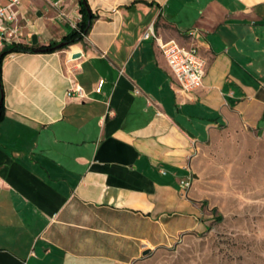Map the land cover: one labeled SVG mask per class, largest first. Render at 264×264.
Instances as JSON below:
<instances>
[{"label":"crops","instance_id":"crops-1","mask_svg":"<svg viewBox=\"0 0 264 264\" xmlns=\"http://www.w3.org/2000/svg\"><path fill=\"white\" fill-rule=\"evenodd\" d=\"M86 2L97 19L82 44L1 63L0 264H152L205 231L215 170H262L264 0ZM15 10L6 46L59 43L81 18L78 0ZM149 25L198 50L201 89L178 92Z\"/></svg>","mask_w":264,"mask_h":264},{"label":"rangeland","instance_id":"rangeland-1","mask_svg":"<svg viewBox=\"0 0 264 264\" xmlns=\"http://www.w3.org/2000/svg\"><path fill=\"white\" fill-rule=\"evenodd\" d=\"M262 170L238 161L215 170L201 200L210 217L201 234L179 240L152 264H264V144ZM222 165L217 158L215 168ZM207 220V219H206Z\"/></svg>","mask_w":264,"mask_h":264},{"label":"built area","instance_id":"built-area-1","mask_svg":"<svg viewBox=\"0 0 264 264\" xmlns=\"http://www.w3.org/2000/svg\"><path fill=\"white\" fill-rule=\"evenodd\" d=\"M20 0H9L6 6L0 4V50H2L6 43L10 39L14 38L18 34V28L15 25L17 22L18 12L15 10ZM60 1L54 3L58 5ZM80 17L77 18L78 22ZM77 21L70 22L73 29H77ZM197 30H190L188 32L191 38H195L198 35ZM142 39L152 38L157 48L160 50L169 70L176 80L177 90L180 94L188 96L193 91L201 89L203 86V76L205 73V60L202 59L198 53V50L193 45H187V47L180 46L174 41L163 42L155 34L153 25H149L146 31L142 35ZM104 82L99 81L98 93ZM76 97H82V90L79 87L71 90ZM190 179L182 181L179 186L183 191H187L190 187Z\"/></svg>","mask_w":264,"mask_h":264},{"label":"trees","instance_id":"trees-1","mask_svg":"<svg viewBox=\"0 0 264 264\" xmlns=\"http://www.w3.org/2000/svg\"><path fill=\"white\" fill-rule=\"evenodd\" d=\"M79 2V12L81 19L78 22L77 29H73L68 32L67 35L62 37V40L59 43H50L48 45H39V47H30L26 45H21L17 43H12L9 46H5L0 50V67L3 59L11 53L16 54H53L54 52L65 50L71 45L83 43L84 37L89 33L93 22L97 19L94 17L90 11V8L87 6L86 0H78ZM64 43L65 47L58 50L54 47L58 44ZM0 121L3 118L4 110V100H3V86L1 85V70H0Z\"/></svg>","mask_w":264,"mask_h":264},{"label":"water","instance_id":"water-1","mask_svg":"<svg viewBox=\"0 0 264 264\" xmlns=\"http://www.w3.org/2000/svg\"><path fill=\"white\" fill-rule=\"evenodd\" d=\"M63 47H65V44H64V43H61V44L56 45V46L54 47V49L58 50V49L63 48ZM0 103H1V102H0ZM147 253H148V252H147Z\"/></svg>","mask_w":264,"mask_h":264}]
</instances>
